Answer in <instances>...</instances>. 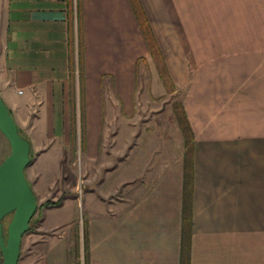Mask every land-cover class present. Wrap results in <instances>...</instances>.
I'll list each match as a JSON object with an SVG mask.
<instances>
[{
  "label": "crops",
  "instance_id": "1",
  "mask_svg": "<svg viewBox=\"0 0 264 264\" xmlns=\"http://www.w3.org/2000/svg\"><path fill=\"white\" fill-rule=\"evenodd\" d=\"M137 2L184 90L188 252L189 136L134 116L139 65L155 62L132 1L80 0L81 78L78 0H0V97L39 205L61 201L40 211V264H85V225L88 264H264V0ZM10 153L0 130V164Z\"/></svg>",
  "mask_w": 264,
  "mask_h": 264
},
{
  "label": "water",
  "instance_id": "2",
  "mask_svg": "<svg viewBox=\"0 0 264 264\" xmlns=\"http://www.w3.org/2000/svg\"><path fill=\"white\" fill-rule=\"evenodd\" d=\"M0 130L11 144V153L0 164V250L3 264H19L24 235L38 210V199L27 179L31 164V144L19 133L18 126L0 97ZM12 215L4 233L3 221Z\"/></svg>",
  "mask_w": 264,
  "mask_h": 264
},
{
  "label": "rangeland",
  "instance_id": "3",
  "mask_svg": "<svg viewBox=\"0 0 264 264\" xmlns=\"http://www.w3.org/2000/svg\"><path fill=\"white\" fill-rule=\"evenodd\" d=\"M154 63H143L141 62L138 68L137 75V110L135 109L134 116L136 113L141 114V121L144 122V129L150 132L156 127L152 118L159 124L161 130L160 138H170L178 141L177 129L180 127L179 123L174 114V108L177 105L181 106L183 100L184 90L182 88H175L173 92H168L167 95L156 98L152 93V83L155 75L156 68ZM156 90V88H154ZM116 112H118V107ZM157 120V121H156ZM130 123V120H129ZM154 123V124H153ZM141 133H145L144 131ZM166 131V133H165ZM172 133V134H171ZM166 134V135H165ZM171 134V135H169ZM42 206L38 203V210L34 217L33 230L23 237L21 257L19 264H40L44 253V245H41L36 241H45L49 238L50 234L44 232H38L37 226L39 224V214L42 210ZM12 215H8L4 221L5 237L7 238V228L11 222ZM74 229V228H73ZM74 231V230H73ZM4 263V258L0 250V264Z\"/></svg>",
  "mask_w": 264,
  "mask_h": 264
},
{
  "label": "trees",
  "instance_id": "4",
  "mask_svg": "<svg viewBox=\"0 0 264 264\" xmlns=\"http://www.w3.org/2000/svg\"><path fill=\"white\" fill-rule=\"evenodd\" d=\"M135 9V12L137 14L138 20L140 22L141 28L143 30V33L146 38L147 45L149 47L152 59L155 62V65L157 67V70L159 72V76L161 81L163 82L165 88L167 89V92H173L175 90V85L173 83V80L170 76V73L168 71L167 65L165 63V59L163 56V53L159 47V44L154 37L153 31L151 29V26L147 20V18L144 16V14L141 11V7L139 6L137 0H131ZM77 21H78V50H79V70L81 78L83 77V71H84V62H83V53H84V47H83V24H82V6L80 3V0H78L77 5ZM174 114L176 116V119L179 123V126L182 130V132H186V134L189 136L187 139V151H186V174H185V204H184V235H183V246H184V253L186 254L189 249V237H188V225L190 221V206H189V197L191 195L190 186H192L193 183V161H192V153H193V147L190 141V127L188 124V121L186 119V115L183 108V103L181 106L177 105L174 108ZM61 205V201L59 202H52L47 201L42 207H57ZM34 218L31 221V228L27 232H31L34 228ZM5 232V230H4ZM26 233V234H27ZM75 239L78 241L80 238L77 235H75ZM84 242H85V256H84V262L85 264H88V234L86 230V225L84 229ZM77 248V247H76ZM21 257V255H20ZM74 262V261H73ZM73 264H81L79 261H75Z\"/></svg>",
  "mask_w": 264,
  "mask_h": 264
},
{
  "label": "built area",
  "instance_id": "5",
  "mask_svg": "<svg viewBox=\"0 0 264 264\" xmlns=\"http://www.w3.org/2000/svg\"><path fill=\"white\" fill-rule=\"evenodd\" d=\"M81 192H82V190H81Z\"/></svg>",
  "mask_w": 264,
  "mask_h": 264
}]
</instances>
